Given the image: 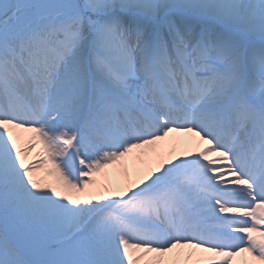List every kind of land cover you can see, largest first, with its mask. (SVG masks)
<instances>
[{"label": "snow or ice", "instance_id": "obj_1", "mask_svg": "<svg viewBox=\"0 0 264 264\" xmlns=\"http://www.w3.org/2000/svg\"><path fill=\"white\" fill-rule=\"evenodd\" d=\"M0 264H264V0H0Z\"/></svg>", "mask_w": 264, "mask_h": 264}, {"label": "bare ground", "instance_id": "obj_2", "mask_svg": "<svg viewBox=\"0 0 264 264\" xmlns=\"http://www.w3.org/2000/svg\"><path fill=\"white\" fill-rule=\"evenodd\" d=\"M32 155L29 156V158H31Z\"/></svg>", "mask_w": 264, "mask_h": 264}]
</instances>
